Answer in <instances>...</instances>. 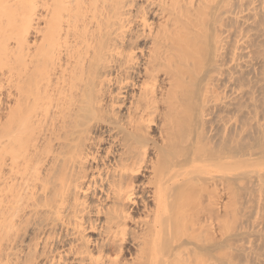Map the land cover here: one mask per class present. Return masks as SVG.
I'll return each mask as SVG.
<instances>
[{
  "label": "bare ground",
  "instance_id": "bare-ground-1",
  "mask_svg": "<svg viewBox=\"0 0 264 264\" xmlns=\"http://www.w3.org/2000/svg\"><path fill=\"white\" fill-rule=\"evenodd\" d=\"M0 264H264V0H0Z\"/></svg>",
  "mask_w": 264,
  "mask_h": 264
}]
</instances>
